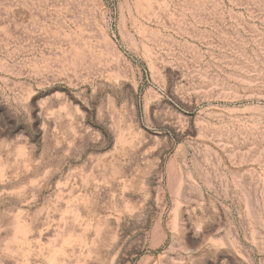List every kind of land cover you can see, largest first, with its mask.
<instances>
[{
  "label": "rangeland",
  "instance_id": "1",
  "mask_svg": "<svg viewBox=\"0 0 264 264\" xmlns=\"http://www.w3.org/2000/svg\"><path fill=\"white\" fill-rule=\"evenodd\" d=\"M0 264H264V0H0Z\"/></svg>",
  "mask_w": 264,
  "mask_h": 264
}]
</instances>
